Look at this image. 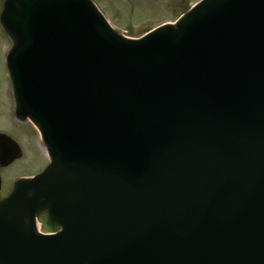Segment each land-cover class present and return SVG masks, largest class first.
Here are the masks:
<instances>
[{
  "label": "water",
  "instance_id": "water-1",
  "mask_svg": "<svg viewBox=\"0 0 264 264\" xmlns=\"http://www.w3.org/2000/svg\"><path fill=\"white\" fill-rule=\"evenodd\" d=\"M2 22L53 164L0 203V264H264V0L138 40L90 0H8ZM21 155L0 133V167Z\"/></svg>",
  "mask_w": 264,
  "mask_h": 264
},
{
  "label": "rangeland",
  "instance_id": "rangeland-1",
  "mask_svg": "<svg viewBox=\"0 0 264 264\" xmlns=\"http://www.w3.org/2000/svg\"><path fill=\"white\" fill-rule=\"evenodd\" d=\"M92 1L113 32L126 39H137L157 26L166 23L174 25L177 17L188 12L199 0ZM7 2L8 0H0V13L2 6ZM11 43L13 44L0 20V102L5 96L4 100L8 102V109L0 111V131L17 141L23 152L20 159L0 169L2 179L0 199L8 195L23 178L42 172L46 166L53 164V159L48 157L49 154L36 127L18 110L8 65ZM45 210V208L39 210L41 211L38 214L39 220L44 224H38L39 229L42 231L58 229V225H54L46 216Z\"/></svg>",
  "mask_w": 264,
  "mask_h": 264
},
{
  "label": "flooded vegetation",
  "instance_id": "flooded-vegetation-1",
  "mask_svg": "<svg viewBox=\"0 0 264 264\" xmlns=\"http://www.w3.org/2000/svg\"><path fill=\"white\" fill-rule=\"evenodd\" d=\"M6 97V96H5ZM4 97V98H5ZM4 98H3V100H2V102H0V111L1 112H3V110H7L8 109V102H6L5 100H4ZM0 132H3V131H0ZM1 190H2V184H1V189H0V192H1Z\"/></svg>",
  "mask_w": 264,
  "mask_h": 264
},
{
  "label": "bare ground",
  "instance_id": "bare-ground-1",
  "mask_svg": "<svg viewBox=\"0 0 264 264\" xmlns=\"http://www.w3.org/2000/svg\"><path fill=\"white\" fill-rule=\"evenodd\" d=\"M6 29V28H5ZM14 35V33H12ZM12 39H13V36H12Z\"/></svg>",
  "mask_w": 264,
  "mask_h": 264
}]
</instances>
